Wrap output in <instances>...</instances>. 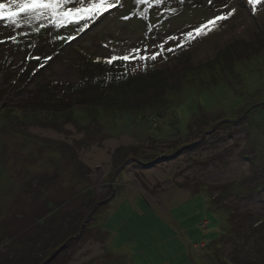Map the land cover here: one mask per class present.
I'll return each mask as SVG.
<instances>
[{
    "label": "rangeland",
    "instance_id": "obj_1",
    "mask_svg": "<svg viewBox=\"0 0 264 264\" xmlns=\"http://www.w3.org/2000/svg\"><path fill=\"white\" fill-rule=\"evenodd\" d=\"M122 2L71 42L57 37L73 25L37 33L0 21V264H264V53L236 64L234 77L210 66L256 41L264 0L255 15L246 0H227L235 14L187 43L183 34L226 12L225 0ZM145 10L147 19L131 16ZM160 43L174 51L106 62ZM125 75L162 98L124 113L91 101ZM60 94L71 121L53 103L33 104Z\"/></svg>",
    "mask_w": 264,
    "mask_h": 264
},
{
    "label": "snow or ice",
    "instance_id": "obj_2",
    "mask_svg": "<svg viewBox=\"0 0 264 264\" xmlns=\"http://www.w3.org/2000/svg\"><path fill=\"white\" fill-rule=\"evenodd\" d=\"M133 2L135 5L151 4V0H133ZM208 2L211 4L212 0H208ZM261 2L262 0H246V5L250 7L251 13L255 15L257 5L261 4ZM155 3L157 5L162 4L163 0H155ZM124 6L122 0H0V21H3L5 26H11L14 29H22L25 26L31 27L37 33L47 26L60 30L67 28L69 25H77L72 35L57 37V39L71 42L76 39L77 35L85 33L92 24L96 23L101 17H104L106 13L111 15L112 10L119 11ZM223 6L228 8L226 12L216 15L212 19L195 27L192 31L184 33V42L187 43L194 40L200 35H207L209 31L217 26L218 22L228 20L235 14L236 8H229L227 0H225ZM136 15L141 16L143 19L148 18L147 10L144 12L132 11L131 16ZM131 16L123 15L120 18L129 20ZM23 34L27 35V33ZM10 39L16 42V36H12ZM179 39L176 36L168 37V40L171 41H178ZM165 43L158 44L159 50L151 54H147V49L133 48L130 54L123 56L113 55L107 58L106 62L111 64L116 60L129 61L136 56L139 57L140 61L146 62L149 59L155 61L165 50L168 52L174 51L171 46L165 49ZM142 51L145 54H141ZM29 58L31 59L32 57ZM35 58L40 59V57ZM164 58L166 59V57ZM51 59L52 57L50 56L45 57L44 62L47 63Z\"/></svg>",
    "mask_w": 264,
    "mask_h": 264
},
{
    "label": "trees",
    "instance_id": "obj_3",
    "mask_svg": "<svg viewBox=\"0 0 264 264\" xmlns=\"http://www.w3.org/2000/svg\"><path fill=\"white\" fill-rule=\"evenodd\" d=\"M75 26V28L77 27V25H73ZM256 41H251L250 42H245L242 46H239V43L236 44L233 47H228L226 50L220 51L218 54V59L216 61L213 62V64L211 63L210 66L214 67V65H221V69L226 71L228 73V75L231 76H236L235 73V69L234 66L240 62H243L245 60H250L253 57L256 56H261V54L264 53V31L261 30V34L257 36V38L255 39ZM118 62V60L113 61L110 64V67H116L117 65H115ZM103 65V64H100ZM2 72L0 71V76L3 75L1 74ZM29 74V73H28ZM94 74V73H92ZM95 75V74H94ZM30 77L32 75H29ZM123 76V75H122ZM121 76V77H122ZM125 79V81L120 85L119 88L116 87V84L112 82L111 80H102V85L100 86L103 89V92H100L99 89L95 90L92 93H89L91 95V101H96V104H101V108H103V110L105 112H117L120 111V113H124V112H141V110H143L144 108L150 107L152 105H154L157 101H159L163 95L160 94V89H157L155 91V89L153 90V92L151 93H146V91H149L147 88H144V94L139 93L138 91L135 90V83L133 81V77H127L125 75V77H123ZM135 82H140L142 83V85H145L146 81L144 78H137L134 79ZM144 83V84H143ZM114 90L117 93L115 94L114 97H108L107 93L108 91ZM137 89V88H136ZM2 92H5L6 89H1ZM58 95V94H57ZM123 95H129L127 97V103L124 104L125 98H123ZM69 97L63 94H60L59 97L55 96L51 99L45 100L46 102H43V99H37L35 101H33V104H37L40 103L36 109H38V107H44L46 105H48V102L53 103L54 105L51 106V108L54 110L51 113L52 114H57V116H61V117H65V119L67 121H71L72 117L70 114L71 113L67 112V105H66V100ZM119 98L121 99V101H119ZM52 99H54L52 101ZM115 104H119L118 106H116ZM87 110L90 112L91 115H98L100 114V110L98 108H96L95 106H87ZM65 110V111H64ZM258 225V224H257ZM41 236V235H40ZM38 246V245H36ZM47 251H45V249H40V254L43 255L42 258H44L45 260V253ZM240 258V256H238ZM251 257H247L245 259V261H242V264H246V262H249V264H256L255 262H258L257 259H250ZM241 260H238V262ZM43 262V261H42ZM236 262V261H235Z\"/></svg>",
    "mask_w": 264,
    "mask_h": 264
},
{
    "label": "water",
    "instance_id": "obj_4",
    "mask_svg": "<svg viewBox=\"0 0 264 264\" xmlns=\"http://www.w3.org/2000/svg\"><path fill=\"white\" fill-rule=\"evenodd\" d=\"M106 202V201H105ZM64 248H60L52 257H51V259H49L48 261H46L45 263H47V262H50L55 256H57V255H59L61 252H62V250H63Z\"/></svg>",
    "mask_w": 264,
    "mask_h": 264
}]
</instances>
